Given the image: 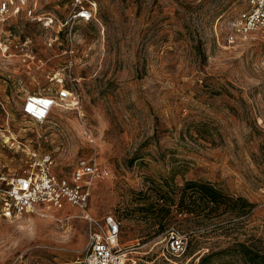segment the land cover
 I'll use <instances>...</instances> for the list:
<instances>
[{
  "label": "rangeland",
  "instance_id": "obj_1",
  "mask_svg": "<svg viewBox=\"0 0 264 264\" xmlns=\"http://www.w3.org/2000/svg\"><path fill=\"white\" fill-rule=\"evenodd\" d=\"M82 1L89 20L72 18L75 0H0V178L20 174L32 152L49 154L63 176L96 155L108 174L94 180L89 210L120 221L124 264H199L207 254L203 264H245L235 242L264 254V36L226 39L244 0ZM59 77L78 107L59 105L43 123L24 115L26 97L54 95ZM185 180L253 205L219 222L174 212L167 229L149 226L139 192L171 198ZM54 214L71 219L0 210V264L80 255L79 210ZM171 232L185 245L178 255L167 249Z\"/></svg>",
  "mask_w": 264,
  "mask_h": 264
},
{
  "label": "built area",
  "instance_id": "obj_2",
  "mask_svg": "<svg viewBox=\"0 0 264 264\" xmlns=\"http://www.w3.org/2000/svg\"><path fill=\"white\" fill-rule=\"evenodd\" d=\"M75 2L72 18L89 20L93 17L92 7L85 5L82 0ZM244 2V8L229 22L226 39L230 43L239 42L255 33L264 36V0ZM21 4H24V0H21ZM7 5L4 2L0 11H5ZM28 14L32 15L31 9ZM56 82L58 87L54 95H28L21 107L22 113L35 122L43 123L59 105L77 108V90L65 86L62 77L57 78ZM52 164L49 154L38 157L32 152L28 166L20 174L10 179L1 177L0 180L5 182V185H0L1 215L6 219L19 220L30 213L64 222L71 216H56L54 212H64L66 206L76 208L79 217L85 221L87 241L80 255L60 264H124L125 253L120 252L119 246L120 221L113 214L97 217L89 210L92 184L95 179L106 176L108 170L96 160V155L80 158L69 176L55 173ZM167 249L172 255L185 250L184 242L177 232L170 233Z\"/></svg>",
  "mask_w": 264,
  "mask_h": 264
},
{
  "label": "trees",
  "instance_id": "obj_3",
  "mask_svg": "<svg viewBox=\"0 0 264 264\" xmlns=\"http://www.w3.org/2000/svg\"><path fill=\"white\" fill-rule=\"evenodd\" d=\"M143 205L137 206L136 211L146 215V223L149 226L158 225L159 228L169 227L171 213L180 216H192L197 220H217L233 218L244 215L252 203L242 196H231L215 186L210 181L185 180L182 186L177 188L176 196L169 197L167 192H162L155 197L142 193ZM174 218V215L172 216ZM184 219L181 218V220ZM177 220L180 221V218ZM156 234V233H155ZM240 260L245 264H264V254L254 251L245 242H235L231 246ZM210 254L200 257L203 264Z\"/></svg>",
  "mask_w": 264,
  "mask_h": 264
}]
</instances>
